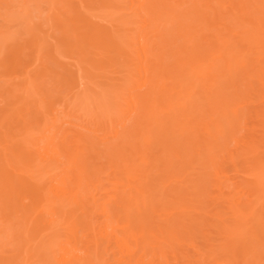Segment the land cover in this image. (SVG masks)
Wrapping results in <instances>:
<instances>
[{"label":"rangeland","instance_id":"rangeland-1","mask_svg":"<svg viewBox=\"0 0 264 264\" xmlns=\"http://www.w3.org/2000/svg\"><path fill=\"white\" fill-rule=\"evenodd\" d=\"M182 1L183 0H181V6H173V9H168V14L162 16L164 21L160 26L154 24L152 19L153 16L149 14L144 16L146 19L145 24H148L147 27H144V24L142 26L141 24H130V21H136L130 16V0H0V167H3L5 173H8L14 178L15 181L13 180L12 185L25 180L35 183V185H41V187L45 186L44 194L47 202H43L41 206L42 208H39V211L42 212L41 214H43L45 220L48 218L56 220L61 215V212L65 213L72 207L69 205L62 207V210L59 209L61 202H58L55 196L50 193L49 190L51 189V185H55L57 188L65 190H75V188H77L78 196L82 199L84 207H81V205L76 206L75 208L77 212L75 213V216L70 217V221L75 220L77 218L76 215L81 214V218L86 222V231H82V229L77 230L78 236L81 237L82 241L88 240L92 235V231H90L91 224L93 222L99 223L102 221L101 212L95 209V205L92 202L91 184H88L89 181H92L89 183H96L99 181L101 184L95 195V199L97 200L96 205H100L107 210L109 218V228L107 229V232L109 233L113 230L115 234L121 233V228L130 221V217L126 216L125 212H120V208L114 206L115 198L127 195L126 198L128 199L131 194H136L139 199H142V197L136 193L137 188L141 191L157 188L154 185L156 183L155 180L149 185L145 184L146 172L144 173V171H146V167L144 166V161L141 160L142 155L138 154L140 159L137 157L138 155L135 148L132 149L131 147L132 150H128L131 152H129L130 154L133 155V153L135 154L136 152L137 155H134L135 157L131 156L132 158L134 157V159L130 160V162V158L127 159L124 154H121L122 156L119 155L122 151L119 154L115 152L119 146L121 147V145L124 144L125 139L118 138L117 140H114L113 134L123 126H126L128 131L133 132L135 130L138 131L144 125L143 121L145 120L144 112L146 111V107H142L140 110L139 107L141 106L142 94L145 92V89H139V80L141 78L139 66L142 63L145 69V86L152 89L155 85L151 82L147 85L149 81L147 77L151 79V77L156 74V70H154L153 67L156 63L155 56L159 53V51H157V47L160 45L159 34L164 27L165 28L162 32L168 30L171 34H176L177 32L175 30L177 28L179 29V24L183 25V27L187 26V29H189L187 30L189 33L188 36L191 37L192 41H195V44H192V41H190L191 39L188 38L190 39L188 41L189 44L195 45L196 49L201 48L203 51L207 50L205 52L207 54V60L203 62L202 66H200V63L196 64L199 65V67L196 69L197 79L194 81V84L197 85V88L195 87L193 89L194 91L198 90V86L203 84L205 74L207 76L217 75L215 69L214 71L211 70V65L218 63V65L222 66L221 68L225 70L230 67L231 60H233L235 64L240 61H246L245 59L248 60L252 58V61L250 60L251 62H249V64L255 65L259 63L260 60H264V55H262L264 54V50H261L264 49V47L256 48V43L252 44L251 47H248V45L246 47V45L240 42V38L246 35L251 36L250 38L253 39V36L258 29H260L259 39L262 40V38H264V24H262L264 21L261 20V25L260 23L259 25H256L257 29L254 28V25L247 22L250 20H257L259 17L264 19V16H262L264 15L262 14L264 13V0H219L224 8L222 6V8H218L216 5L217 0H211V2H208L209 0H202V3H200L199 0ZM139 2L141 3L140 7L146 4L155 3L157 4V7H160L156 0H139ZM170 3L172 4V1ZM208 3L212 6H207ZM231 5L236 8L235 12L237 13L235 14L232 12L234 13V16H242V19L239 18L237 21L234 19L235 21L233 20L229 22L230 19H228V17L232 14L229 9L231 8ZM212 7L217 11H213ZM209 9L212 10V12L216 11L215 15L211 14ZM170 11L173 13L170 14ZM194 11H200V13L202 12L205 16L207 14L209 18L207 20L212 26L214 23H217L214 24V26L220 28L218 29L220 33L218 32L217 34L216 29L213 30L214 27L211 28V26H209L210 23H208L209 25L202 26L201 32L196 35L195 30L197 28H191L192 26H196L194 20L197 18L194 16ZM217 12H219V14L223 12L221 16L222 19L221 17H218L220 20L215 18L219 15ZM216 13L218 14L217 16ZM212 17L218 22H215V19L213 20ZM231 19H233V17H231ZM89 26L94 28L93 31L96 30L98 33H106L113 37L116 44H118L119 51H115L117 53L107 51L108 49L106 50L100 44L92 46L84 45L82 43L83 38L90 35L89 30H87ZM198 34H201L199 36L200 38L198 37ZM196 36L198 37V40L194 39ZM136 38L140 42V47L144 50L145 55L143 60H141L136 52ZM188 39L186 38V41ZM169 41L172 42L173 45H171V48L173 49L179 42V44H182L183 42V40L182 42L181 40H178L179 42L176 41V38ZM197 41H199L198 44ZM210 41L213 42L212 46L209 45ZM105 42L107 43V40ZM188 42L186 43L187 45H189ZM222 43L225 44V46H228V49L235 48L233 59L230 58V60L226 61L227 58L221 55V53H218L216 46H221ZM16 44L22 48L20 54L22 62L20 67L15 70L16 73H13V71L8 74L6 73V68L9 66L11 61L9 59L12 57L10 46L12 47ZM262 45H264V43H262ZM253 47L254 49H252ZM250 51H252V54ZM48 55L51 56L52 59H47ZM55 63L58 65L56 66ZM174 63V60L171 59L164 60V65H169L168 67L170 68L175 67ZM261 63V66L264 67V61H261ZM59 65L61 67H58ZM47 68L50 72L47 71ZM241 70L242 74L237 75L239 77L236 79L238 80V83L245 85L250 82L254 90L261 91V85L253 81L256 80L255 77H252L251 75V79H249V76L247 75L248 70ZM249 71H251L250 68ZM56 74H60V76ZM61 77H64V79H61ZM210 79L213 81V87L216 89V87L219 86V80H216L215 76ZM64 80H67V82ZM26 81L27 85L23 86L26 88L27 92L23 93V87L21 85ZM204 81L206 82V79ZM163 84V79L160 78L157 85L162 86ZM168 85L169 83L162 86L165 87L163 88L165 89V92L168 91L166 89V87H169ZM212 88L209 87L208 90L206 89L205 91H210ZM207 94L208 93H206L205 96H201L200 99L198 98L199 101L202 100V98L207 99ZM248 94L249 95L246 94L244 97L242 108L245 115L243 116L242 114L243 118L238 122L235 134V138L239 142L237 143L231 138L228 141V144L226 143L227 145H222L223 140L218 139V141L221 142L218 144H221L223 147L221 148L220 146L221 151H218V153L215 154L216 152L214 151L216 150L214 149V151H209L210 153H208V155L211 154L210 159L214 162L217 160V163L219 164L222 163V159H227L229 154H233L234 156L238 150H244L245 148L243 146L246 145L244 142L246 143L247 141V144L249 143L250 146L249 149H245L246 151L244 150L246 154L245 152H242L243 155L239 158H235V156L233 158L229 157V161L228 159L225 160L227 163H224L221 167L214 166V169L208 162L209 168L207 167V169L201 168V165H199V163L196 164L195 162V165L193 166L194 169L189 176H186L185 171L181 172V169L178 168L180 169L178 171L179 176L173 179L163 178V182L157 188L159 191L151 193V198L154 202L160 198L158 196L161 195L162 192L165 195H168L167 200L168 198H175L173 196L176 194H178L177 196H179V194L186 195L191 192V188H194V192H191V194H195V191L199 192H196V194L200 195H198L197 198L191 197L189 194L186 195L187 197L190 196V199L194 200L195 198V200H199L198 202H200V204L197 202V206L199 207L200 205L202 209L201 211L204 213L202 214L204 216L198 215L199 220L195 219L196 222L190 220L192 223H196L194 224L195 228H193L195 234H192V236L189 234L184 238L183 242L185 245L182 242L183 246H177V261L174 254L170 253V251L167 252L166 256L163 250L150 248V250L148 249L146 251L139 264H187V261H190L191 264H196L197 262L199 263L197 260H200L202 257L203 260L201 259L200 262L204 261V264H264V248L258 246L255 241H252V244L250 241L253 239V235H255V229L252 228V224L257 221V216H261L259 218L264 219V214L259 213H264V210H262L264 208L260 206L262 205L260 203H264V199H260L261 197L264 198V167H262L264 166V138H262L264 137V125H262L264 124V121H262L264 120V112H262L260 116L255 115V112L257 111H264V100H258L255 93L252 94L251 90ZM17 96H19L20 99ZM15 97L16 99H14ZM175 99H178V97H175ZM175 99L174 101H176ZM195 101L196 98L188 104V110L186 109L187 111L185 110V113L182 110H180L179 113L182 111L185 115L187 113L197 114V117L193 115V118L195 117L196 119L199 117V119H197L198 121L190 122V127L196 125L200 119L204 120L202 125L205 123L207 124L209 121L208 124L212 125L213 123L211 120L205 116L206 112L203 113L199 111V106H197L198 101ZM208 102L205 103L208 104ZM232 108L233 107L231 106L230 109ZM161 112L162 109H159V117L162 115L160 114ZM184 114L183 116H185ZM202 114L203 116L201 117ZM210 114H213V117L216 116V113ZM126 116L127 119L124 121ZM185 117L183 119L181 115L178 119H183L184 127L188 128V125L185 126V123L188 122ZM206 117L208 119H205ZM178 119L175 122H180ZM210 119H212V116ZM183 122H180L182 130L184 129ZM213 125L215 127L218 126L217 123V126L215 124ZM221 125H223V123ZM199 127L201 128V125ZM223 128L224 126L222 129ZM182 130L181 133H184L185 131L183 132ZM138 140L141 143L140 138ZM109 144H112L111 148ZM160 146L161 145L159 144L156 145L154 152H162V150H160L162 146ZM120 147L118 148L119 151ZM158 147L159 149H157ZM39 149L40 152H47L53 159H56L57 163L52 164L51 162L43 161L39 156V152L37 153ZM199 150L200 146L196 147L194 149V154H201L202 152ZM30 152L37 154L33 156L35 157L33 158L34 162L30 164L31 166L29 165L30 167H27L28 165L22 166L20 160L18 161V159H14L16 154L22 153L27 155ZM213 152L214 154H212ZM110 154L112 155L111 157L109 156ZM113 154H115V156ZM203 154L206 155L207 153ZM162 157L166 159V153L162 152ZM198 158L201 162V157ZM201 159H204V157ZM256 159L258 163L256 162ZM127 160L129 163H124V161L127 162ZM260 163H262V165H260ZM114 164H119V166H114ZM125 164L129 165L126 166ZM258 164L260 165V168ZM95 165L100 169V173L95 174L92 171V167ZM120 165H124L127 169H130L129 167L134 169L129 182L126 180L125 175H121L120 171L123 170L118 168H122L123 166ZM79 166L81 167L79 168ZM244 167L247 171H244ZM250 168H255V170L251 172V175L256 173H258V175L261 174L260 181L255 182V177L250 176V173H248ZM203 169L206 173L203 172ZM200 171L204 176H201L202 174H197L198 172L201 173ZM157 173V169H153L149 172V175L151 178L153 177L156 179V177L158 178ZM240 174L242 176H240ZM181 176H186V178L183 179ZM76 179L77 181H75ZM142 179H144V181ZM182 179L187 180L184 183ZM172 180L182 181L175 184ZM73 183H76V187ZM238 183L240 185L236 188L235 186ZM220 185H223L222 190L225 191L226 194L233 195V198L230 199L231 202L225 203V201L216 198L218 194V191L216 190ZM189 186L190 190L187 189ZM247 186L250 187V192ZM0 188L6 191H4L3 196L0 197L1 207L3 201L7 199L8 195L6 194H8L7 190L9 187L4 188L1 184ZM185 191L187 193H184ZM149 199L150 198L146 199L147 203L150 202ZM232 200H234V202ZM237 200L238 202H242L239 207H235ZM21 203L22 205L28 206L29 199H22ZM190 203L191 202L187 205L189 210H191V205L196 204ZM219 204L220 207L218 206ZM129 207H131V205H129ZM1 209H3V207L0 208L1 260L2 258L4 259V257H9V259L14 258L13 255L17 254L16 256H18V258L15 256L17 260L15 258L12 260L10 259L11 264L12 262L13 264H43L45 262H48V264H58V261L55 258L57 256L50 251L49 247L51 246L46 248V246L48 244L51 245V243H49L50 241L46 239V237H43L45 236L43 232L40 233V235L38 234V238L33 241L22 244L21 240H18L15 235L17 232L14 231L21 223L18 218L21 213H18V216L16 214L18 219L16 221L15 215L13 216L14 220L11 216L12 219L10 218V220H6L3 216L4 210ZM237 210H240L242 215H245V213L247 215L243 216V219H239V217L237 219L236 215H234ZM36 212L37 211L31 212V214L28 213V215H31L32 217L26 215V217L29 218V222L31 218V220H33L36 216ZM114 212H117L119 222H116L113 217L112 214ZM164 213L165 212L156 213L158 216L155 220L159 222V220L164 219L166 217L163 215ZM189 214L191 215V213ZM232 216L235 217L236 220H239V222L242 220L238 226H236L238 221L235 222V219H232ZM254 216L256 219L253 218ZM171 217L170 222L171 220H176L175 216ZM221 217L223 219L229 217L225 223L228 224L231 231L237 233L236 235L241 234L238 237H247L242 240L246 243L248 241L247 244L245 243L246 248L244 249L250 248L252 254H247V252L237 253L239 249L235 250L236 252L228 250L233 242H231L230 239L225 238L227 234H220L222 235L220 236L213 228V225L220 224L218 221ZM192 218H197V215L192 216ZM202 222L203 225L201 226L200 224H202ZM172 223H175V221ZM172 223H169L168 225ZM197 223H200L199 225L201 227L199 225L197 226ZM98 226H96L95 229L97 230V237L100 238L101 232ZM53 227L55 226L53 225ZM242 233H244L243 236ZM126 235H128V233ZM250 236L251 239L249 238ZM26 237L27 235H25V238ZM44 240L48 241V243H46V241L44 242ZM127 242L132 248L130 249L131 252H127V255L124 256V253H122L116 245L110 244L108 238L104 239L103 248L110 252L106 258L108 259V262L117 260V263L115 262V264H122V262L127 261L130 262L129 264H135L134 260L137 256L132 252L135 248L133 238H131L130 235L127 237ZM225 242H227V246ZM34 245L36 247L38 245V250L31 251ZM42 245L46 246H43L42 248ZM82 245L84 244L79 243L77 247ZM61 246L64 247L67 252L73 251L71 243H68L67 240L62 241ZM31 247L32 249L29 250ZM10 254L11 256H9ZM256 257H258V259Z\"/></svg>","mask_w":264,"mask_h":264},{"label":"bare ground","instance_id":"bare-ground-1","mask_svg":"<svg viewBox=\"0 0 264 264\" xmlns=\"http://www.w3.org/2000/svg\"><path fill=\"white\" fill-rule=\"evenodd\" d=\"M130 1H131V5H130V14L131 15L130 16L136 20V21H132V22L130 21V24H141V26L144 24L143 25L144 27L148 26V24H145L146 19L144 18V16H146L147 14L153 16L152 19H153L154 24H156V26H160V25H162V23L164 21L162 19V16H165L168 14L169 8L173 9V6L174 7L181 6V0H159V1L156 0V2L159 4L160 7H157L156 3L155 4H146V5H143L140 7L141 3L139 2V0H130ZM171 1H172V4L170 3ZM199 2L202 3V0H199ZM208 2H211V0H209ZM219 2H220L219 0L216 1V5L218 6V8L222 6L221 2L220 3ZM232 3H233V1H232ZM241 3H242V1H241ZM205 4H206V2H205ZM209 5L212 6L211 4L208 3L207 6H209ZM222 7L224 8V6H222ZM212 9H213V11L216 10V9H214V7H212ZM229 9L231 10V11L229 10L231 13L232 12H234L235 14L237 13V12H235L236 8L232 7V5H231V8H229ZM244 10H245V8H244ZM210 11H211V14L215 15V12L217 10L215 12H212V10H210ZM194 12L196 14V15L194 14V16L197 18L195 20L193 19L194 23H196L195 24L196 26H192L191 28H194V27L197 28L195 30L196 31L195 34L197 35V33L201 32L202 26L209 25L208 23H210V22L207 20V19H209L207 14H206V16H207L206 17L205 14H202V12L200 13V11H197V12L194 11ZM198 12H199V14H198ZM230 12H229V14H230ZM172 13L173 12L170 11V14H172ZM217 13L219 14V12H217ZM217 13H216V16L218 15ZM222 13L223 12H221V14H219L215 18H218V17L220 18L222 16ZM234 13L230 14V17H228V19H230L229 22L233 21L234 19L237 21V19L242 17V16L238 17V15H235L236 16L235 17ZM262 14H264V13H262ZM231 15H233V16H231ZM262 16H264V15H262ZM231 17H233V19H231ZM212 18H213V20L215 19L214 17H212ZM259 18L257 20H253V21L250 20L247 22L249 24L254 25L255 27L254 26L253 27L255 29H257L256 25H259V23L261 25V22L264 21V19H262V18L259 19ZM221 19H222V17H221ZM215 22H218V21H216V19H215ZM213 23H214V21H213ZM214 24H217V23H214ZM214 24L212 26L210 23L209 26H211V28L214 27L213 30L216 29L217 34H218V32H219L218 29H220V28H216L214 26ZM262 24H264V22H262ZM178 26H179V29L177 28L175 30L177 32L176 34H171L170 31H168V30L166 32H162L165 27L161 30V32L159 34L160 45L157 47V51H159V53L155 56L156 63L154 64V67H153V69L156 70V74L153 77H151V79L147 77V79L149 80L147 85L150 82L155 85L152 89L145 86V81H144V70L145 69H144L142 63L139 66L140 72H141V78L139 80V82H140L139 83V89H142V88L145 89V92L142 94L143 97L141 100V106L139 107V110L142 107H146V111L144 112L145 120L143 121V124H144L143 127L140 128L138 131L135 130L133 132H130V131H128L126 126H123L122 128L118 129L113 134L114 140L115 139L117 140L118 138H121V139L124 138L125 139L124 144L121 145L122 148L119 146L120 151H119V149H118L119 147H118L117 148L118 150L116 149L115 152H117V154H119L122 151L119 155L124 154V156H126L127 159L130 158L129 162H130V160L134 159V157H135L134 155H136V152H137V155L141 154L142 155L141 160L144 161V166L146 167V171H144V173L146 172L145 184L149 185L150 183H152L155 180L156 183L154 185L157 188L163 182L162 181L163 178L164 179H166V178L167 179L168 178L173 179V178L179 176L178 171L180 169H181L180 170L181 172L185 171L186 176H189V174H191V171H193V169H194L193 166L195 165V162H196V164L199 163V165H201V168L207 169V167L209 165H212L213 169H214V166H218V167L223 166L224 163H227V161H225V160L228 159V161H229L231 157L233 158L235 156V158H239L241 155H243L242 152H245L247 149H249V146H250L249 143L247 144V141H246V143L244 142V144H246V145L243 146V144H242V146L246 149V150L244 149L245 151L244 150H242V151L238 150V152L235 153L234 156H233V154H229L228 158L222 159V161H221L222 163H219V164L217 163L218 162L217 160L214 162L212 159H210L211 154L208 155V153L214 151V149L216 150V151H214V152H216L215 154H217L218 151H221V148H223V147L221 146V144L220 145L218 144V143H221L218 141V139L223 140L222 145H227L228 141L231 138H233L237 143L239 142L235 138V134L237 131L238 122H240L241 121L240 119H242L243 116L245 115V113L242 111L243 103H244V97L246 94L249 95L248 92L250 90L252 91V94L255 93L258 100H264V67L261 66V64H262L261 61H264V60H260L259 63H257L258 65L257 64L256 65L255 64H249V62L252 61V58H250L248 60L245 59L246 61H240L239 63H235L236 65L234 64L233 60H231L230 61L231 62L230 67H228V69H225V70H223L221 68L222 66L218 65V63L211 65L212 66L211 70L214 71V69H215V71H217V75L207 76L205 74L206 78L204 77V80L206 79V82L203 80V84L200 85L201 87L198 86L199 89L194 91L193 89L195 87L197 88V85L194 84V81L197 79L196 69L199 67V65H196V64L200 63V66H202L203 62H205L207 60V54L205 53L207 50L203 51V49H201V48L196 49L195 45H190L188 41L191 39V37L188 36L189 33L187 31L189 29H187V26L183 27V25H181V24H179ZM87 30H89L90 35L88 37L83 38L82 43L84 45L92 46V45L100 44L106 50L108 49L107 51L115 52L118 50V44H116V41L109 34L98 33V32H96V30L93 31L94 28L92 26L91 27L89 26ZM259 30L260 29L256 30L258 33L256 32L254 34V36L252 35L254 37L253 39L250 38L251 36L246 35L247 37L242 36L240 38V42L243 43L244 45H246V47H247V45H248V47H251V45L255 44V43L257 44L256 48L264 47V45H262V43H264V41H262V40H264V38H262V40L259 39L260 38ZM254 32H255V30H254ZM186 33H187V37H186ZM200 35L201 34H198V37ZM198 37L196 36L194 39L198 40L197 39ZM174 38H176V41L181 40V42H182V40H183V42H182V44H179L180 42L178 41L179 43L177 42L178 44L173 49V48H171V45H173V44L169 40L174 39ZM184 38H185V40H184ZM186 38L187 39L190 38V39H188L186 41ZM106 40H107V43L105 42ZM206 40H207V38H206ZM172 41H175V40H172ZM190 41H192V39ZM199 41H197V44ZM187 42L189 45L186 44ZM223 43L221 44V46H216L218 53L219 54L221 53V55H223L225 58H227L226 61L230 60V58L233 59L234 54H235V48L233 47V49H228V46H225V44H223ZM136 44H137L136 52L140 56L141 60H143V57L145 54H144V50H142V47H140V42L138 41V39L136 41ZM192 44H195V41H192ZM17 45L18 44L14 45L12 47L10 46L12 57H11V59H9V60H11L10 63L8 61L9 66L8 67L5 66V67H7L6 73H8V74H9V72H13V71H14L13 73H16L15 70H17V68L20 67L21 62H22L21 58H20L22 48H21V46H19V45L17 46ZM209 45L212 46L213 42L210 41ZM151 46H153V45H151ZM252 49H254V47ZM261 50H264V49H261ZM215 51H216V49H215ZM250 52L252 54V51H250ZM115 53H117V52H115ZM262 55H264V54H262ZM47 59H52V57L48 55ZM165 59L174 60V62H175L174 66L175 67L170 68V67H168L169 65H164ZM55 64H56V66L58 65L57 63H55ZM259 64H260V66H259ZM2 65H3V63H2ZM250 65H252V66H250ZM254 65H255V67H254ZM58 67H61V66L59 65ZM249 68L251 69V71H249ZM241 69H243L244 71L248 70L247 75L249 76V79H251V75H252V77H255L256 80H253V81L256 83H259L261 85V87H262L261 91L260 90H254L253 86L250 82L245 84V85H241V83H238V80H236V79H237V77H239L237 75L242 74ZM47 71L50 72V70L48 68H47ZM209 74H210V72H209ZM56 75L60 76V74H56ZM214 76L216 77V80H219L218 81L219 86L216 87V89H215V87H213L214 86L213 81H211V79H210ZM160 78L163 79L164 84L167 85V83H169V85H168L169 87L168 88L166 87V89L168 90L167 92H165L164 91L165 89H163L165 87H162L164 84L162 86L157 85ZM61 79H64V77L63 78L61 77ZM153 79H154V82H153ZM64 81L67 82V80H64ZM23 82H21V83H23ZM251 82H252V80H251ZM23 85L26 86L27 81L21 85L23 87L22 91L24 93L27 91ZM209 87H211V88L213 87V88L210 91L206 92L205 90L206 89L208 90ZM27 88H28V86H27ZM206 93H208L207 99L202 98V100L199 101L201 96H205ZM17 97L19 98V96H17ZM175 97H178V99H175ZM172 98H174L176 101H174V99H172ZM195 98H196L195 102L198 101L197 106H199L198 107L199 111H201L203 113L206 112L205 116H207L213 124L216 125V123H217L218 126L217 125L216 126L218 128L215 127L213 124L212 125L208 124L210 122L209 120H208L209 122L207 124L205 123L204 125H202V122L204 123V120H201V119L199 122H197L196 125L191 126V127L189 126L190 122L192 123L193 121H196L197 119H199V117L196 119H195V117L193 118V115L194 116L197 115L195 112H194L195 114H193V113H190V114L187 113L188 115L184 114L185 110L189 106L188 104L191 103V101L195 100ZM14 99H16V97ZM205 99H206V101H205ZM203 100L205 102L209 101L208 104L205 103ZM231 106L233 107L232 109H230ZM159 109H162V112L160 113L162 115H160V117L158 116V110ZM194 109H195V107H194ZM180 110L184 111V113L182 111L179 113ZM262 112H264V111H262V110L257 111V112H255V115L260 116ZM177 113H179V114H177ZM210 113H214V114L216 113L215 114L216 116L213 117V114H210ZM183 114L186 117L183 116ZM242 114H243V116H242ZM181 115H182L183 119L185 117V119L188 120V122L185 123L186 124L185 126H187V125L189 126L188 128L184 127L183 119H181V120L178 119V117H181ZM255 115H254V117H255ZM127 116H126V118H124V121H126ZM202 116H203V114L201 115V117ZM211 116H212V119H210ZM169 117H170V119H169ZM207 117L205 119H208ZM229 118H231V119H229ZM177 119H178V121L180 120V122H183V127H184V129H187V130H184V129L182 130V126H180V122H175V121H177ZM134 121H133V125H134ZM262 121H264V120H262ZM224 122H225V124H224ZM222 123H223V125H221ZM200 125H201V128L199 127ZM262 125H264V124H262ZM223 126H224V128L222 129ZM179 129H181L183 132L184 131L185 132L181 133V130H179ZM178 130H179V132H178ZM139 138L141 140V143L138 140ZM262 138H264V137H262ZM255 142H257V141H255ZM250 143H252V142H250ZM158 144L162 146V147L160 146L162 148V149L160 148V150H162V152L166 153V156H167L166 159H164L162 157V152H154L156 149V145H158ZM109 145L111 148L112 144H109ZM213 145H215V146H213ZM199 146H200L199 151L202 153L201 154L198 153L199 155H197V153L194 154V149L196 147H199ZM220 146H221V148H220ZM251 146H253V145H251ZM131 147H132V149H134V148L136 149V152H135V154L133 153V155L130 154L131 153L130 151L132 150ZM143 148H145V149H143ZM157 149H159V147ZM128 150H130V151H128ZM38 152L40 154V155L39 154L38 155L41 157V159H43V161H45V162L47 161L49 163L51 162L52 164L57 163L56 159H53L47 152H40V149L37 151V153ZM148 152H150L151 154ZM214 152L212 154H214ZM203 153H207V154L205 155ZM245 154H246V152H245ZM35 155H37V154H33V152L32 153L30 152L27 155L20 153V154H16V157H14V159L15 160L18 159V161L20 160V163L22 164V166L28 165L27 167H30L31 166L30 164L32 162H34L33 158H35V157H33V156H35ZM113 155L115 156V154H113ZM109 156L111 157L112 155L110 154ZM131 156H134V157L132 158ZM137 157H139V155ZM198 157H201V158L204 157V159L200 158V160H201V162H200ZM139 159H140V157H139ZM129 162H128V160H127V162L124 161V163H129ZM207 162L210 164L208 165ZM256 162L258 163L257 159H256ZM256 162H255V164H256ZM25 163H27V164H25ZM128 165L129 164H127L126 166H128ZM260 165H262V163H260ZM260 165H259V168H260ZM114 166H119V164L118 165L114 164ZM120 166H123L122 167L123 169L121 167L118 168V169L123 170V171H120L121 175H125L126 180L129 182L131 176L133 175L134 169H131V167H129L130 169H127L126 167H124V165H120ZM80 167L81 166H79V168ZM197 167H199V166H197ZM235 167H237V166H235ZM249 167H251V166H249ZM253 167H254V165H253ZM262 167H264V166H262ZM178 168H180V169H178ZM255 168H250V170L251 169H253V170H251V171L249 170L250 172L248 171V173H250V176L255 177V179H254L255 182H258L261 180V174H259L260 177H259L258 173L251 175V172L254 171ZM153 169H157V172H158L157 173L158 178L154 175L156 177V179L153 177L151 178L149 175V172L152 171ZM182 169H183V171H182ZM247 169H248V167H247ZM72 171H73V169H72ZM92 171L95 174L100 173V169L96 165L92 167ZM201 171H202V169H201ZM244 171H247L246 168ZM203 172H204V169H203ZM176 173H177V175H176ZM204 173H206V172H204ZM118 174H120V173H118ZM197 174H199V175L202 174L201 176H204L202 172L201 173L198 172ZM186 176L185 177L181 176V177H183V179H184V178H186ZM240 176H242V175L240 174ZM243 176H246V175H243ZM198 177H200V176H198ZM140 178H142V177H140ZM13 180H14V178L12 176H10L8 173H5L3 167H0V185L2 184V186L4 188L9 187V189L7 190L8 194H6V195H8L7 199H5V201H3V204L1 205V207H3V209H1V210H4L3 216L6 218V220H10L11 217L14 220L13 216L15 215V221H16V220H18L17 219L18 213H21V214H19L20 216L18 218H19V222L21 221L22 224L21 223L19 224V222H18L20 227L18 226L17 229H15L14 231L17 232L15 235L17 236L18 240H21L22 244L33 241L34 239L38 238V234L40 235V233L43 232L45 235L43 237H46V239H48L50 241L49 243H51V245H49V244L47 246L42 245V248H43V246L44 247L46 246V248L48 246H51V247H49L50 251L52 253H54L55 256H57L55 258L57 259L58 264H102L103 262H104L103 264H115V262L117 263V260H114L112 262H108V259H106L110 252H109V250L103 248L104 239L108 238L110 244L116 245V247H118L120 249V251L122 253H124L123 255L126 256L127 252H129L130 249L132 248V246H129L128 242H127L128 235H130L131 238H133V242H134V248L135 249L132 252H133V254H135L137 256V258L134 260L135 264H139L140 260L145 255L146 251L148 249L150 250V248H152V249L158 248L160 250H163V252L166 254V256H167V252L170 251V253L174 254V257L177 261V252H176V250L178 249L177 246H180V245L183 246L184 238L186 236H188L189 234H190V236H192V234H195L193 228H195L194 224H196V223H192V221H190V220H194L196 222L195 219L199 220L198 215L204 216V215H202L204 213L201 211L202 210L201 206L200 205H199V207L197 206V202L199 200L197 201V199L195 200V198H194V200L190 199V196L197 198V196L199 195V194H196L197 191H195L196 196H195V194H191V192H194V188H191V192H189V193H187L186 191L184 192V193H187L190 195L188 197L186 196L187 194L186 195L185 194H183V195L179 194V196H177L178 194H176L173 196L175 198H168V200H167L168 195H165L162 192V194L158 196L160 198L154 202L152 201V198H151L152 194L151 193L154 191H156V192L159 191L157 188L152 189V190L150 189L147 191H141L137 188L136 193L139 194V196H141L142 199H139V197L136 194H131L128 199L126 198L127 195L126 196H120V198H115V201H114L115 205L114 206H116V208H120L119 209L120 212H125L126 216L130 217V221L125 226H123V228H121V230H120L121 233L115 234L113 232V230H111L112 227L110 229L111 231L108 233L107 229L109 228V225H108V219L109 218L107 215V210L104 209L100 205H96L97 200L95 199V195L98 192V188L101 186V184L99 181H97L96 183H89V182H92V181H89L88 184L89 185L91 184L92 202L95 205V209L99 210L101 212L102 221L99 223L93 222L90 226V231H92L91 232L92 235L90 236V238L88 240L82 241L81 237L78 236L77 230L82 229V231H86L87 230L86 222L81 218V214L76 215L77 218L73 221H70V219H71L70 217L75 216V213L77 212L75 207L80 206V205H81V207H84V205H83L84 203L82 202V199L80 198V196H78L77 188H75V190H71V189L65 190L62 188H57V186H55V185H51V187H50L51 189L49 190L50 193L55 196V198L57 199L58 202H61L59 205V209L62 210V207H66L69 205H71L72 207L66 211L67 213L66 212L63 213L60 211L61 215L56 220H51L50 218L45 220L43 217V214H41L42 212L39 211V208H42L41 207L42 203L47 202V199L45 198V194H44L45 186L41 187V185H35V183L28 182L25 180L20 181L15 185H12ZM142 180L144 181V179H142ZM142 180H140V181H142ZM186 180H183L184 183ZM75 181H77V179ZM181 181L174 180L173 182L176 184V183H180ZM73 184L75 185L76 183H73ZM239 185L240 184L238 183L235 187L238 188ZM222 186L223 185H220V187H217L216 191H218V194H217L216 198L225 201V203H227V202L229 203V202H231L230 199L233 198V195L226 194L225 191L222 190ZM249 186H247V187H248L249 192H250L251 190H250ZM75 187H76V185H75ZM187 189L190 190V186H189V188L187 187ZM195 190H196V188H195ZM4 191L5 190L0 188V197L3 196ZM197 193H199V192H197ZM251 193H253V192H251ZM147 198H150L149 203H147V201H146ZM165 198H166V200H165ZM22 199H29L28 206L22 205V203H21ZM260 199H264V198L261 197ZM232 201L234 202V200H232ZM189 202L194 203V204L196 203L195 205H191V210H189V208H187V205ZM235 202H236V200H235ZM198 203L200 204V202H198ZM241 204H242V202L241 201L238 202V200H237L235 207L236 206L239 207V205H241ZM260 204H262L260 206L262 208H264V203H260ZM129 205H131V207H129ZM218 206L220 207V204ZM121 207H123V208H121ZM121 209H123V210H121ZM262 210H264V209H262ZM34 211H37L36 212L37 214L33 218V220H31L32 218L30 219V222H31L30 223L29 218L26 217V215H28V213L31 214V212H34ZM159 212H165L163 215L166 217L164 219L159 220V222H157L155 220L158 216L156 213H159ZM189 213H191V215ZM259 213L264 214L261 212H259ZM16 214H17V216H16ZM112 215L115 218L116 222H119L117 212H114ZM194 215H197V218H192V216H194ZM234 215H236L237 219H238V217H239V219L240 218L243 219L244 218L243 216H245L247 214L245 213V215H242L241 211L237 210V211H235ZM28 216H31V215H28ZM171 216H175L176 220L174 219V221L176 224L172 223V222H174L173 220H171V222H170V219L172 218ZM259 217H261V216H259ZM259 217L257 216V218H258L257 221H255V219H256L255 216L253 217V218H255L254 219L255 223L252 224V228L255 229V231H254L255 235H253L252 240H250L251 236L249 237L250 239L249 238L248 239L251 241V244H252V241H255V243H257L258 246H262V248H264V219L259 218ZM221 218H219V221L217 220L220 224L213 225V228H214V231H216L219 235L220 234L229 235V236L226 235V237L224 235L225 238H228L231 240V242H233L231 244V247L229 245L230 248L228 250L229 251H235V250L239 249L237 251V253L238 252L239 253L247 252V254L248 253L252 254V251L249 247L248 248L250 250L244 249V248H246L245 246L248 243V241L246 243V242H243L242 240L246 236H244V238L238 237L241 234L236 235L237 233L235 231H231L228 224L225 223L226 220L229 219V217L227 219L226 218L221 219ZM233 218L235 219V222L238 221L236 223L237 224L236 226H238V224L242 221L241 220L239 222V220H236V218L232 216V219ZM245 219H247V218H245ZM202 220H204V219H202ZM202 220H200V221H202ZM205 221H206V219H205ZM28 222L30 223V225ZM249 222H250V220H249ZM169 223H172V224L168 225ZM199 224L200 223H197V226ZM53 225L55 227H53ZM200 225L202 226L203 222ZM96 226H98L100 228V232H101L100 238L97 237V230L95 229ZM52 228H54V229H52ZM232 229H233V226H232ZM196 231H198V230H196ZM240 231H241V229H240ZM174 232H175V234H174ZM127 233H128V235H126ZM24 234L27 235L26 238H25ZM243 234L244 233H242V236H243ZM222 235H220V236H222ZM65 240H67L68 243H71V248L73 249V251L67 252L66 249L61 246V242L65 241ZM45 241L46 240H44V242ZM182 242H183V244H182ZM46 243H48V241H46ZM79 243H83L84 245L80 246L81 248L77 247ZM226 243L227 242H225V244ZM219 245H220V243H219ZM227 245L228 244H226V246ZM0 247H1V245H0ZM34 247H36V246L34 245ZM34 247H33V249H32V247L29 248V250L32 249L31 251H33V250L36 251L38 245L36 248H34ZM44 250H45V248H44ZM46 250H48V249H46ZM228 250H226V251H228ZM16 251H17V249H16ZM31 251H28V252H31ZM226 251H225V253H226ZM16 255L14 254L13 257L15 258ZM224 255H226V254H224ZM9 256H11V254ZM14 258H10V259L12 260ZM16 258H18V256H16ZM256 258L258 259V257H256ZM10 259H9V257H6V258L4 257V259L2 258V260L0 258V264L3 262L6 264H11ZM45 259H46V257H45ZM201 259L203 260V257L200 258V260H197V261H199V263L197 262L196 264H204L203 263L204 261L200 262ZM9 260H10V262H9ZM186 260H187V258H186ZM129 263H130L129 261L122 262V264H129ZM12 264H13V262H12ZM43 264H48V262L47 263L45 262ZM155 264H157V263H155ZM187 264H191V262L187 261Z\"/></svg>","mask_w":264,"mask_h":264}]
</instances>
